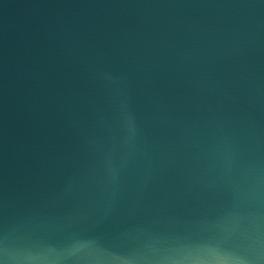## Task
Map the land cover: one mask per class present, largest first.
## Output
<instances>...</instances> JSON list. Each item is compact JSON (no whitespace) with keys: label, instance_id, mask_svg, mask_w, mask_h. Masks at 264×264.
Returning a JSON list of instances; mask_svg holds the SVG:
<instances>
[{"label":"water","instance_id":"water-1","mask_svg":"<svg viewBox=\"0 0 264 264\" xmlns=\"http://www.w3.org/2000/svg\"><path fill=\"white\" fill-rule=\"evenodd\" d=\"M0 264H264V0H0Z\"/></svg>","mask_w":264,"mask_h":264}]
</instances>
